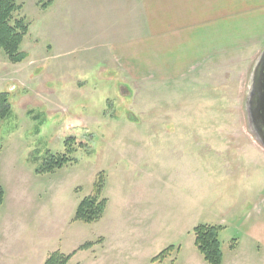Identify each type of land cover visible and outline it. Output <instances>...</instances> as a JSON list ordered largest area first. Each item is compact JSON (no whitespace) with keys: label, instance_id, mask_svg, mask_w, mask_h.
<instances>
[{"label":"rangeland","instance_id":"rangeland-1","mask_svg":"<svg viewBox=\"0 0 264 264\" xmlns=\"http://www.w3.org/2000/svg\"><path fill=\"white\" fill-rule=\"evenodd\" d=\"M17 3L15 18L29 25L26 58L11 64L0 50V93L11 104L0 123V264H43L56 251L75 252L70 264H207L194 245L198 225L222 228V264H232L244 235L243 210L230 207L264 195V152L243 111L264 41L234 31L212 38L207 25H192L203 29L198 40H163L142 4ZM236 15L246 18L235 9L230 21ZM122 48L133 51V66ZM69 138L73 161L38 174L46 153L65 154ZM100 174L103 217L74 221ZM85 243L93 245L78 250Z\"/></svg>","mask_w":264,"mask_h":264},{"label":"crops","instance_id":"crops-1","mask_svg":"<svg viewBox=\"0 0 264 264\" xmlns=\"http://www.w3.org/2000/svg\"><path fill=\"white\" fill-rule=\"evenodd\" d=\"M116 1L120 6L132 11L142 4L146 10V19L148 25L151 26L152 33L163 40H198L203 35L200 36L197 32L203 29L194 28L192 25H207L209 28H203L207 30V34H212V38L220 37L222 40H229L230 34L234 31V34L238 35V40L264 41V0ZM235 9L243 12L246 18L238 19L236 15V18L230 21V10ZM208 10L210 12L215 10V14L211 15ZM229 50V44L221 46L220 49L222 53ZM120 57H122L124 65L133 66L131 62L135 56L131 49L122 48ZM125 71L135 72L131 68L130 71L127 69ZM259 191L264 193V183ZM242 202L241 206L237 201L230 207L237 214L240 209L243 210L240 229L244 235L241 245L242 253L239 252L240 242L232 248V264H264V195L252 198L246 195Z\"/></svg>","mask_w":264,"mask_h":264},{"label":"trees","instance_id":"trees-1","mask_svg":"<svg viewBox=\"0 0 264 264\" xmlns=\"http://www.w3.org/2000/svg\"><path fill=\"white\" fill-rule=\"evenodd\" d=\"M18 0H0V50L11 64H18L25 60L26 54L20 50L24 38L28 33L29 25L23 19L15 18V14L21 10ZM11 113V104L6 93H0V123ZM74 139L69 138L65 142V154H52L47 152L42 165L37 170L38 174H49L73 161L70 145ZM103 175L96 179L92 194L84 198L77 206L74 221L83 224H92L99 221L106 210L107 200L103 198ZM5 192L0 186V207L3 205ZM220 226L198 225L193 229L194 245L207 264H222V252L219 242ZM93 243H85L78 250H88ZM165 251L155 260L165 256ZM75 254L65 255L59 251L48 255L43 264H70L71 257Z\"/></svg>","mask_w":264,"mask_h":264},{"label":"flooded vegetation","instance_id":"flooded-vegetation-1","mask_svg":"<svg viewBox=\"0 0 264 264\" xmlns=\"http://www.w3.org/2000/svg\"><path fill=\"white\" fill-rule=\"evenodd\" d=\"M243 111L247 132L264 152V44L247 72Z\"/></svg>","mask_w":264,"mask_h":264}]
</instances>
